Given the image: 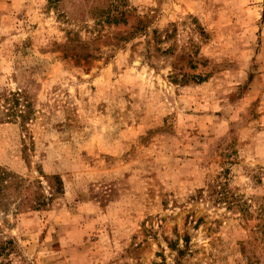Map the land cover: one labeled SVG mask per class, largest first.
I'll return each instance as SVG.
<instances>
[{
    "label": "rangeland",
    "instance_id": "obj_1",
    "mask_svg": "<svg viewBox=\"0 0 264 264\" xmlns=\"http://www.w3.org/2000/svg\"><path fill=\"white\" fill-rule=\"evenodd\" d=\"M0 166L1 264H264V0H0Z\"/></svg>",
    "mask_w": 264,
    "mask_h": 264
},
{
    "label": "trees",
    "instance_id": "obj_2",
    "mask_svg": "<svg viewBox=\"0 0 264 264\" xmlns=\"http://www.w3.org/2000/svg\"><path fill=\"white\" fill-rule=\"evenodd\" d=\"M103 18L105 21L109 22L111 19V15L103 16ZM85 56H89V55L86 54ZM58 179H59V185L56 188V191L60 192L63 189V185H62L61 179L59 177ZM12 185H15V187L18 188L19 191H21V188H26V189L28 188L26 187L24 178L19 177L15 173H9V171H7L6 168H2L0 166V204H4L3 198L6 197V195L8 194L7 191ZM29 200L32 201V199H29ZM25 201L27 200L23 201V206L27 205ZM35 202L34 200L32 201V206L36 208H40L47 204V198L44 195L39 194ZM6 250H7V247H5V245L0 246V254L5 252Z\"/></svg>",
    "mask_w": 264,
    "mask_h": 264
}]
</instances>
